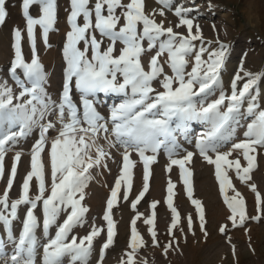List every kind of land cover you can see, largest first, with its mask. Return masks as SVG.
I'll use <instances>...</instances> for the list:
<instances>
[{"label":"snow or ice","instance_id":"snow-or-ice-1","mask_svg":"<svg viewBox=\"0 0 264 264\" xmlns=\"http://www.w3.org/2000/svg\"><path fill=\"white\" fill-rule=\"evenodd\" d=\"M69 3V30L62 49L65 68L58 100H53L46 90L47 74L39 59L35 31L38 26L45 46H49V32L54 30L58 18L57 0H21L31 50L30 62L26 61L22 51L24 33L19 28L13 29V58L8 71L19 92L14 94L7 81H0V180L7 177L5 190L0 195V225L7 231L9 240L14 239L12 226L20 219L21 206L25 207V215L10 255L4 253V244L0 242V264H64L65 258L68 264H88L94 240L104 230L93 224L83 237L74 232L87 224L89 208L84 201L91 170L98 166L106 167L104 161L111 155L98 143L101 136L108 149L122 150L120 175L106 201L103 215L106 236L99 249L97 264H104L117 235L112 218L113 207L118 203L122 185L125 201L132 190L135 166L132 154L138 155L143 164L142 190L131 202L135 211L149 190L150 165L156 161L158 151L169 144L174 145V133L186 129L189 121H201L209 126L208 131L196 141V147L203 160L214 166L219 192L229 210L227 223L219 226V233L227 236L229 224L235 229L249 221L264 220V197L257 192L254 183H249L257 167L256 154L264 151V106L258 103L255 94L264 82V73L245 70L241 65L230 81V91L225 92L221 87V75L230 60V45L217 42L215 49L206 47L200 26L196 24L194 28V19L191 18L194 9L177 5V0H157L161 7L158 12L153 10L151 13L145 11V0H129L126 4L123 0H95L94 5L91 0H69ZM34 5L39 6L38 17L30 13ZM117 10H120L119 14ZM165 10L172 11L178 18L174 26H165L163 19L158 21L155 18L157 15L165 17ZM8 15L7 0H0V26L5 24ZM181 27L187 34L174 30ZM118 42L123 45L119 50L116 47ZM196 42L200 44L198 48ZM153 50L155 54L151 56L149 70L146 71L141 56ZM165 54L167 60L161 63L160 58ZM205 54L207 59H204ZM189 58L192 59L190 70ZM165 64L171 75L165 71ZM18 69L22 70L23 78ZM240 82H243L242 86L238 87ZM154 84L162 90L158 91ZM217 89V98L201 102ZM110 93L125 98L112 105L109 116L105 117L98 110L102 104L98 94ZM242 110L250 122L246 123L243 139L233 142L232 123ZM48 116H54L55 122L46 121ZM37 129L38 135L31 147V170L22 180L19 197L10 199L22 153L15 152L10 170L6 169V155ZM50 131H56L57 135L50 138ZM49 139L50 191L41 158ZM229 142L228 150L220 151ZM237 151L242 152L246 166L242 167L240 159H230ZM168 154L170 164L179 166L196 217L194 219L191 214L181 216L174 205L175 185L169 181L166 205L171 213L167 228L170 240L163 245L164 255L178 245L176 232H184L185 227L193 231L197 220L200 231L205 236L209 234L205 206L193 196L192 172L186 167L194 154L187 152L182 158H172L171 148ZM232 170L256 193L257 214L249 215L246 200L236 190L228 174ZM33 179L36 181L35 195L31 194ZM229 190L234 194L229 196ZM158 203H150L151 211L146 217L136 211L130 221V251L121 264H134V254L147 246L138 232V219L143 218L152 246L161 247L155 211ZM38 208L42 221L36 215ZM38 228L46 238L43 244L37 236ZM228 239L231 243L230 237ZM232 249L235 255L234 245Z\"/></svg>","mask_w":264,"mask_h":264},{"label":"rangeland","instance_id":"rangeland-1","mask_svg":"<svg viewBox=\"0 0 264 264\" xmlns=\"http://www.w3.org/2000/svg\"><path fill=\"white\" fill-rule=\"evenodd\" d=\"M129 0H123L128 3ZM95 0H91L94 5ZM182 4L185 8H193L191 18L194 19V28L198 24L202 30V36L206 42L205 46L215 49L221 42L230 45V60L222 69L221 87L225 92H229V84L234 74L239 71L242 65L245 70L254 73H264V0H177V5ZM157 0H145V11L151 13L153 10L157 12L160 9ZM8 17L3 26H0V81H7L8 85L13 88L14 94L19 89L9 76L10 61L13 58V29L19 28L24 33L22 38V51L26 61L31 60V50L26 35L25 20L22 16L21 0H7ZM70 11L69 0H57V22L54 30L49 32L48 44L45 46L41 29L36 28V47L39 59L43 64L44 71L47 74V83L45 85L48 94L53 100H58L62 89L63 71L65 62L63 60L62 49L65 43V36L69 30L67 24V15ZM120 10H117L119 14ZM30 13L34 17L39 16V6H32ZM106 14V13H105ZM158 21L163 19L165 26H174L178 22V18L174 16L172 11L165 10V17L156 16ZM171 22V23H169ZM183 34L186 29L174 28ZM99 38V33H97ZM107 41H105V45ZM197 48L200 46L196 42ZM145 42V47H146ZM119 50L123 45L119 42L116 45ZM155 50L142 54L141 63L145 70L148 69L149 60ZM204 59H207L205 54ZM167 56L160 58L161 63H165ZM192 59L189 58V70ZM165 71L171 75L170 69L165 64ZM17 72L23 78L22 70ZM240 82L239 86H242ZM158 91L162 90L158 84H154ZM258 97V103L264 106V82H261L255 90ZM219 89L213 94L205 97L201 102H211L217 98ZM125 97L118 94H98V99L102 101L98 110L105 116H109V109L112 105L123 101ZM16 101H14L15 103ZM47 120L55 122L54 116L46 117ZM45 121V122H46ZM250 122V118L243 114V110L236 121L232 123L233 142L243 139V132L246 129V123ZM208 125L201 121H189L186 129H180L174 133L175 144H169L167 148L162 147L157 153L156 161L150 165L151 176L149 180V190L145 197L137 205V210L131 208V202L142 190L143 186V164L140 157L135 153L131 159L134 162L133 186L127 201L123 199L124 186L122 185L118 203L114 205L112 210V218L115 223V231L117 233L115 244L108 250L104 260V264H121V260L127 259L126 253L130 251L128 244L130 241V221L136 215V211L142 213L145 217L150 214L149 205L153 201H157V232L158 240L161 247H153L147 226L143 222V218L137 220V229L147 246L142 247L134 254V264H264V220L249 221L243 227L232 229L229 224L228 235L224 236L219 233L218 228L221 224L227 223L226 217L229 210L223 203L222 195L219 192L218 182L214 176V166L209 165L199 154L196 147V141L208 131ZM57 128L59 124L57 123ZM18 130V126L17 129ZM38 129L34 130L27 138L22 139L12 151H9L5 158L6 169L10 170L13 163V157L16 151H20L21 161L17 166V178L14 187L10 192V199H16L21 192V184L27 172L31 170V147L37 138ZM56 131H50L49 136L55 137ZM50 143L49 139L44 152L42 153V164L48 190L51 184V162H50ZM98 143L105 147L106 151L111 153L109 158L104 161L105 166L94 167L91 170V179L86 188V196L84 204L89 208L86 214L87 224L84 227H78L74 234L83 237L88 234L91 226L104 231L94 240L93 254L88 264H97V257L101 244L106 236V222L103 215L106 211V201L110 198L111 190L116 179L120 175L122 167L121 151L115 148L108 149L107 142L102 136ZM231 142L225 144L220 151H227ZM172 149L174 155L172 158H182L187 152H192V162L186 167L192 172L193 196L203 202L207 215L208 235L205 236L198 227V220L193 231H188L185 227L184 232H176L179 243L171 249L167 255L163 254V245L168 243L170 237L167 234V228L170 225L171 213L167 208V186L169 181L175 185L174 205L178 208L181 216L191 214L195 219V209L187 196L185 187L181 178L179 166L170 164L168 150ZM151 155V153H148ZM94 155V152L92 153ZM257 167L253 170L252 179L249 183L256 185L257 192L264 197V151H258ZM230 159H240L242 167L247 162L242 157V152H234ZM170 168V170H169ZM229 176L236 190L246 200L247 211L249 215H255V196L248 184L242 183L236 176L235 171H229ZM6 179L0 180V195L3 194L6 185ZM36 181H32L31 194L35 195ZM229 196L234 193L229 190ZM47 195V192H46ZM25 215V207L19 209V217L13 223L12 235L13 240L8 239V233L0 225V242L4 244V253L10 255L14 249L15 240L21 231V221ZM37 217L42 221V213L38 208L36 210ZM54 235V230H52ZM37 236L41 244L46 242L41 229H37ZM231 243H229V238ZM235 246V255L232 246ZM42 249L38 253L37 260L40 261ZM64 264H68L65 258Z\"/></svg>","mask_w":264,"mask_h":264}]
</instances>
